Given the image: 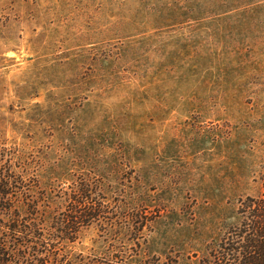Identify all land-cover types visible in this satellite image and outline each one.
<instances>
[{
	"label": "rangeland",
	"instance_id": "obj_1",
	"mask_svg": "<svg viewBox=\"0 0 264 264\" xmlns=\"http://www.w3.org/2000/svg\"><path fill=\"white\" fill-rule=\"evenodd\" d=\"M0 147L55 264H202L264 191V0H0Z\"/></svg>",
	"mask_w": 264,
	"mask_h": 264
},
{
	"label": "trees",
	"instance_id": "obj_2",
	"mask_svg": "<svg viewBox=\"0 0 264 264\" xmlns=\"http://www.w3.org/2000/svg\"><path fill=\"white\" fill-rule=\"evenodd\" d=\"M12 160L0 149V264H55L39 224L41 203L28 199L25 177L9 164ZM19 192L26 196L16 203L14 193ZM80 192L79 197L69 196L67 209L53 217L52 225L59 232L55 240L75 241L78 227L107 219L105 205L92 196L86 183L80 185ZM238 214V225L227 227L212 243L202 264H264V191L240 199Z\"/></svg>",
	"mask_w": 264,
	"mask_h": 264
}]
</instances>
